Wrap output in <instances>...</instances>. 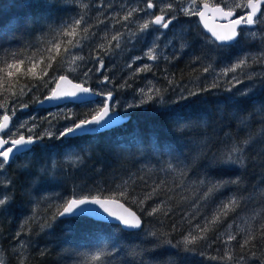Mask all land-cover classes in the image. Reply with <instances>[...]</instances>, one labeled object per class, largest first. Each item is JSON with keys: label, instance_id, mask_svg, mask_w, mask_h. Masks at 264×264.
<instances>
[{"label": "trees", "instance_id": "obj_1", "mask_svg": "<svg viewBox=\"0 0 264 264\" xmlns=\"http://www.w3.org/2000/svg\"><path fill=\"white\" fill-rule=\"evenodd\" d=\"M210 1L224 6L221 0ZM146 2L0 0V105L4 106L0 113L21 105L32 109L63 74L80 83L86 80L85 85L102 93L109 89L114 98L146 84L152 85L151 95L160 89L163 97L162 102L156 97L136 104L140 106L128 110L126 121L117 126L74 138L45 135L31 146L32 151L17 154L0 176V198L11 197L8 205L0 206L4 264H20L21 258L24 264H264V24L244 28L237 41L221 48L196 16L180 11L182 0L171 1L173 9L167 16L176 19L168 29L152 26L162 35L138 31L139 24L158 10L161 13L157 3L148 17L135 12L129 21L120 20ZM81 16L84 21L75 26ZM69 25L68 31L76 27V36L62 34ZM101 25L107 36L98 39ZM84 28H89L88 33ZM117 33L122 34L119 48L115 41L108 44ZM85 35L88 39H83ZM69 40L73 44L80 40V47H71ZM99 44L111 51L105 55ZM153 44L158 58L149 60L145 53ZM70 52L84 57L77 72L67 71ZM98 54L104 62L100 71H96L100 60L94 59ZM243 58L247 67L223 74ZM8 64L14 67L9 69ZM144 65L150 68L137 72ZM104 76L108 83H100ZM233 77L241 83L235 84ZM199 89L208 90L187 101L179 99ZM102 98L39 112L32 120L33 134L41 135L46 126L57 127L65 113L79 120L92 117L102 107ZM245 140L251 143L244 146ZM233 145L245 147L243 164L223 163ZM124 181L137 201L151 194L143 209L131 197H119L116 186ZM209 188L214 191L205 197ZM80 197L118 199L141 216L143 227L122 230L115 223L84 215L52 219L70 198ZM233 198L237 204H231ZM226 203L231 209L227 215L222 211ZM157 205L160 211L148 216L145 210ZM216 215L219 220L211 224ZM45 222L50 227L41 228ZM206 223L209 231L190 246V252L182 244L162 243L167 239L176 245L189 233L199 236L196 226L202 229ZM228 235L236 239L228 241ZM248 235L254 239L241 248ZM226 251L232 260L223 258ZM97 252L102 253L101 260L91 261Z\"/></svg>", "mask_w": 264, "mask_h": 264}, {"label": "snow or ice", "instance_id": "obj_2", "mask_svg": "<svg viewBox=\"0 0 264 264\" xmlns=\"http://www.w3.org/2000/svg\"><path fill=\"white\" fill-rule=\"evenodd\" d=\"M222 3H224V7H220L219 4H217L212 11L219 12L221 14V17L223 19H227L228 23L223 25L224 32L220 33L217 31H212V37L214 40L213 43L219 42L217 45L218 47H228L231 45V42L237 41L238 37L240 36L241 32L244 30L245 27L253 26L257 23L258 14L260 16H264V12H261V5L264 4V0H245V2L235 3L233 6L227 5L225 3V0H221ZM154 7H157L156 4L152 2V0H148V3L146 5V9H153ZM199 7L197 0H190L187 8H181L180 11H182L187 16H199L201 19L205 16V11L209 9V4L204 3L203 4V10L197 11V8ZM228 8L227 11L224 9ZM146 9H138L133 8L129 10L126 15L120 18V20H123L125 22L129 21L135 12L138 11H144L145 14H148L146 12ZM173 9V5L171 3L166 4L164 7L160 8V15H154V18L151 20H145L142 24H139L138 31L140 33L150 32V31H158L157 28H152L153 25L159 26L164 29H168L170 24L173 20L176 19L175 16H172L170 19L166 18L167 14L170 13ZM237 9L241 10H247L246 15H241L238 18H233L234 13ZM84 17L81 16L80 19L75 20V26H80L82 22L84 21ZM120 21L118 20L117 23ZM68 27H71V25L65 27L63 31V35L67 36H76L77 31L76 27H72L71 31H68ZM91 27V26H89ZM207 27V25H205ZM84 33H88L89 28L83 29ZM129 32L132 36H136L137 33L131 32L129 29ZM59 34V33H58ZM121 33H117L115 36L111 38V40L108 41V44L111 45L113 41L116 42V47H120V39H121ZM251 35L255 36V32H252ZM83 39H88V36L85 35ZM80 40H77L75 44L72 43L71 40L68 41V44L71 47H80ZM60 45L57 43L56 48L57 51L59 50ZM97 47L100 49L101 52H103L105 55H107L111 48L106 49L105 45L99 44ZM65 51H70V48L65 49ZM13 56L16 55V53L12 54ZM145 56L149 60H156L158 57L156 55V47L155 44H153L152 47L148 48V51L145 53ZM52 59H55L53 57ZM94 59L100 60V68L96 69V71H100L104 67L103 59L100 58L99 54L94 57ZM136 60L141 59L140 57H136ZM198 59V58H197ZM83 56H73L72 62L67 71L69 73L77 72V67L75 66L76 61H83ZM24 61H19V64H23ZM248 61L247 58L240 59L237 63L232 64L230 68H226L223 70V74L227 75L228 72H235L237 69H240L242 67H247ZM7 67L11 69L14 67L13 64H8ZM17 68V71L19 72V65H15ZM49 68L52 67L51 64L48 65ZM211 65L209 67H206L204 69V72H208ZM150 68L149 65H144L143 69H137V72L142 70H148ZM32 69H29V72H31ZM92 71V69H89V71L84 72V77L87 78L89 76V73ZM45 75H47V69L44 70ZM9 77L13 75L11 71L7 73ZM235 84L241 83L240 80L233 77ZM248 79H252L251 76L248 77ZM60 81H67L69 84H71V81L68 80L67 75H60L59 76ZM109 78L107 76H104V79L100 81V83H108ZM86 83V80L79 84H71L72 91H60L59 84L57 85V89H53L50 96L45 97V100H65L67 102H79L82 104H91L93 101L90 99V97H94L97 95H105V100L103 102L104 106L97 112L96 115H93L91 119H82L79 123L75 121L72 117H65V119L71 120L72 126L64 127L63 131L59 132V136L56 137L57 139L65 138V137H72L74 138L76 135L82 133V132H94L96 129L95 126H103L104 124H107L109 122H113L116 117L112 115L114 106L109 104V101L113 98V93L111 91H108L106 94L101 92H96L90 87H85L83 84ZM171 83V81H169ZM45 87H48L49 85L45 83ZM217 85H212V87H216ZM234 86V85H233ZM123 87V85H122ZM208 89H199L196 92H189L188 96H184L181 94L179 97L180 100L187 101L189 97H195L198 95L199 91H207ZM231 91V88L228 89ZM141 94H144V90H139ZM149 93H153V89H148ZM146 96L145 99L140 101V104L148 103L149 101H152L156 97H160L161 102L163 100L161 90L155 89V95L150 94H144ZM243 95H247V93H244ZM37 103H43V101H36ZM140 105H129V107H139ZM0 107H4L3 105H0ZM21 108H26L28 105H21ZM172 111V110H169ZM13 116H15V110H13ZM5 123L0 124V136L3 135H15V133L11 132V126L9 125L8 121L10 120V117L8 115H4L3 117ZM27 122H24L21 124V127H24ZM31 132L32 129H29ZM53 137V133L51 131H46L45 133L33 137L32 135H28L25 137L24 135H20L18 139H0V171L5 169V167L10 163L14 162L17 154H22L26 152L32 151L33 145H35L38 141L42 140L44 136ZM251 143L250 140L243 141V145L247 146ZM11 145L10 147H4L5 145ZM245 152V147L239 146V145H233L230 152L228 153L227 160L223 161V163H229V164H243L244 162V156L243 153ZM171 167V165H170ZM238 181H233V183H236ZM11 181H8V184H10ZM5 187L8 185L5 184ZM116 189L119 191V197L121 199L127 200L129 197H131L133 203H138L140 208L143 209L145 202L147 200L151 199V194L146 195L143 199H140L137 201L135 196H131V193L128 189V182L124 181L121 185H117ZM155 189H153V192ZM214 191L213 188H209V191L206 192L204 195L205 197L209 196L211 192ZM11 200V197L5 195L2 198H0V206L8 205ZM238 200L236 198H233L231 200V204H237ZM109 204L116 205L118 208L122 209V211L118 212L113 210V208L109 207ZM6 210V209H5ZM230 205L224 204L222 211L225 215H227V212L230 211ZM146 211V214L148 216H152L160 211V206L157 205L156 207H152L150 211ZM71 215L73 217L75 216H96L102 221H109V222H115L118 226L122 227V230H137L141 229L143 227V222L141 219V216H138L136 212L131 211V209L126 208L124 204L120 203L118 199H112L111 201L106 199H100L98 197H92L91 199H88L87 197L82 199H71L67 201L66 205L63 206V211H57L52 219L55 220L57 217L62 216H68ZM219 215H216L213 217L211 224H215L219 220ZM45 226L50 227V225L45 222V224L41 225V228H44ZM197 229L200 231V235H193L191 233L187 235H183L181 241L177 242L176 245L172 244L171 240L164 239L162 240V243L171 245L173 247H179L181 244L184 246V250L186 252L192 251V248L190 246L195 245L198 240L204 239V234L209 231V224L206 223L204 227L201 229L199 225L196 226ZM261 228L264 229V225H261ZM17 235H20V233H17ZM148 235L157 237L156 232H150ZM163 235V234H161ZM262 236H264V231L261 233ZM236 237L234 235H228L227 240L232 241L235 240ZM254 239V236L248 235L247 238L243 241L241 244V248L246 247L252 240ZM254 255V254H253ZM102 258V253L97 252L96 254L91 256V261L93 262H99ZM228 260H232V254L230 252H225V257ZM243 260V257L240 258ZM0 264H3V261H0ZM20 264H24L23 258L20 260Z\"/></svg>", "mask_w": 264, "mask_h": 264}, {"label": "water", "instance_id": "obj_3", "mask_svg": "<svg viewBox=\"0 0 264 264\" xmlns=\"http://www.w3.org/2000/svg\"><path fill=\"white\" fill-rule=\"evenodd\" d=\"M204 3H207V2H202V3L200 4V9H199L198 11L203 10V4H204ZM208 4H209V9L205 11V16H204V18L201 19L199 16H197V19H198L199 24H200L201 27L203 28L204 32H205V33H206V34H207L212 40H214V38L212 37V31L214 30V31H217V32L223 33V32H224V28H223L222 26L225 25V24H227V23H228V20H227V19H223V18L221 17V14H220L219 12H214V11H212V9H213L216 5H212V4H210V3H208ZM263 5H264V4L261 5V10H262V6H263ZM220 7H223V6L220 5ZM150 10H151V9H150ZM224 10L227 11L228 9L225 8ZM156 15H160V14H156ZM258 15H259V14H258ZM238 17H239V16H236V12H235L233 18H238ZM153 18H154V16H153ZM153 18H152V19H153ZM168 19H170V18H168ZM170 25H171V24H170ZM205 25H207V27H205ZM154 26H156V25H154ZM254 26H255V24H254L253 26H250V28H253ZM156 27H159V26H156ZM247 28H249V27H247ZM216 43L219 44L218 41H217ZM231 43H232V42H231ZM64 75H66V74H64ZM67 76H68V75H67ZM68 80L71 81V84H79V82H77V81L71 79L69 76H68ZM58 84H59V89H58V90H60V91H65V92H67V91H72V90H73L72 87H71V84H69L67 81H60V80H59V77H58V79L56 80L53 89H57V85H58ZM83 86H85V87H90V86H86V85H84V84H83ZM90 88H91V87H90ZM53 89H52V90H53ZM51 92H52V91H51ZM50 95H51V93H50ZM97 98H98V95H97V96H94V97H90V99H91L92 101H95ZM111 100H112V99H111ZM40 101H43V103H37V104H36V107H38V108H45V109H47V110H49V109H55V108H57V107L63 106L64 104H67V103L78 104V105L82 104V103H79V102H67V101H65V100H60V101H56V100H45V98H44L43 100H40ZM110 102H111V101H109V104H110ZM103 106H104V105H103ZM103 106H102V107H103ZM102 107H101V108H102ZM112 115L116 117V119H115L113 122H109V123H107V124H104L103 126H95L96 129L94 130V132H82V133H80V134H78V135L87 134V133H89V134H91V133H97V132H99V131H103V130L109 129V128L113 127V126H117V125L121 124L122 122L126 121V119H127V116H122V115H120L117 111L113 112ZM8 116H9V115H8ZM3 117H4V116H3ZM3 117H2L1 120H0V124L5 123ZM91 118H92V117H90V118H88V119H91ZM79 122H80V121H78L77 123H79ZM8 123H9V125H11V118H10V120L8 121ZM78 135H76V136H78ZM0 139H3V138L0 136ZM17 139H18V138H17ZM4 147H6V145H5ZM82 198H85V197L71 198V199H82ZM87 198H88V199H91L92 197H87ZM98 198H100V199H106V200H109V201L112 200V198H101V197H98ZM71 199H69V200H71ZM69 200H68V201H69ZM119 201H120V200H119ZM120 203L124 204V203L121 202V201H120ZM65 205H66V204H65ZM124 206H125L126 208H129V207L126 206L125 204H124ZM109 207L113 208V210L118 211V212L122 211V209L118 208L116 205H113V204H109ZM129 209H131V208H129ZM61 211H63V208L61 209ZM131 211L135 212V211L132 210V209H131ZM136 214H137V213H136ZM70 216H71V215H68V216H62V217H59V218H66V217H70ZM84 216H88V215H84ZM88 217H90V218H92V219H95V220L102 221V220H100V219H99L98 217H96V216H88ZM104 222H109V221H104ZM109 223H115V222H109ZM115 224H117V223H115ZM137 230H138V229H137ZM3 264H4V263H3Z\"/></svg>", "mask_w": 264, "mask_h": 264}, {"label": "rangeland", "instance_id": "obj_4", "mask_svg": "<svg viewBox=\"0 0 264 264\" xmlns=\"http://www.w3.org/2000/svg\"><path fill=\"white\" fill-rule=\"evenodd\" d=\"M171 1L172 0H155V1L152 0L153 3H157L160 7H164L166 4L171 3ZM204 1L205 2H208L210 4L211 3L214 4L210 0H197L198 5H199V7L197 8V11L200 8V3L201 2H204ZM189 2H190V0H182L183 7L184 8H187ZM240 2H242V0H226L225 1V3H227V5H229V6H233L235 3H240ZM147 3L148 2L144 3L142 6L137 5V8L138 9H146ZM237 10L239 12H243L241 9H237ZM146 12L148 14H145L144 11H138V14H139L140 17L145 18V17H148V15L152 13V12L150 13V10L149 9H146ZM261 12H264V7H263V9H262ZM152 18H153V16H151L150 20ZM257 24H264V16H260V15L258 16L256 25ZM153 27H155V26L153 25ZM254 28H256V27H254ZM100 29H101V33H100L99 36L94 31V33L96 34V38H98V39H100L99 37L107 36V28H105L104 26L101 25L100 26ZM248 30H250V29H248ZM155 34L156 35H159L161 33L160 32H155ZM73 56H80V55H79V53L70 52L68 54L67 62H66V67L67 68H69V66L71 65L72 57ZM78 62L79 61H76L75 62V66L77 67V69H78ZM149 88H152V85L151 84L150 85H147L146 84V85H143L141 87L135 88L134 90H132L131 92H128L127 94L120 95L119 98H112L111 105L114 106V109L113 110L114 111H119V113H121V114H126L128 112V110H130L132 108V107H129V105L140 104V101L146 98V96L144 94H150L151 95V93L148 92V89ZM140 89H143L144 90V94H141L140 93V91H139ZM108 91H111V90L108 89ZM108 91H106V92H108ZM96 92H99V91H96ZM106 92H103V93L106 94ZM111 92L114 93L113 91H111ZM102 99H103V102H104V99L105 98H102ZM64 106H62V107H64ZM62 107H60V108H62ZM56 109L58 110L59 108H55L54 110H56ZM65 115L66 116L63 117L62 122H60V123L57 124V127H55V128L47 127L44 130L51 131L53 134H56V136H59V132L60 131H63L64 130V127H66V126H68V127L72 126L71 120L65 119V117H72L73 118V116L75 114L65 113ZM75 121L77 122V121H79V119L75 118ZM44 130H43V132L41 134H43V133L46 132V131L44 132ZM0 176H1V174H0Z\"/></svg>", "mask_w": 264, "mask_h": 264}, {"label": "flooded vegetation", "instance_id": "obj_5", "mask_svg": "<svg viewBox=\"0 0 264 264\" xmlns=\"http://www.w3.org/2000/svg\"><path fill=\"white\" fill-rule=\"evenodd\" d=\"M245 14L246 12H244L243 15ZM5 114L10 115L11 132L15 133V135H12V134L3 135L1 136L3 139H9V140L17 139L19 138L20 135H24L25 137H27L28 135H32L33 137H35L33 132L32 131L30 132L29 129H32V120L34 119V115L39 114L38 110H35V109L27 110L24 108H19L15 111V116H13V112H3V113H0V120L2 116H4ZM24 122H27L26 125L24 127H21V124H23ZM10 146H11L10 144L6 145V147H10ZM0 174H1V171H0Z\"/></svg>", "mask_w": 264, "mask_h": 264}, {"label": "bare ground", "instance_id": "obj_6", "mask_svg": "<svg viewBox=\"0 0 264 264\" xmlns=\"http://www.w3.org/2000/svg\"><path fill=\"white\" fill-rule=\"evenodd\" d=\"M212 4V3H211ZM135 5V4H134ZM154 12V11H153ZM151 13V12H150ZM157 13V12H156ZM158 13H159V10H158ZM157 13V14H158ZM175 14V13H174ZM145 15V14H144ZM168 17V16H167ZM150 18H151V16H150ZM149 19V18H148ZM256 27V26H255ZM158 29H161V28H159L158 27ZM159 32V31H158ZM163 32H164V30H163ZM162 35V34H161ZM259 36V35H258ZM159 40V39H158ZM164 41V40H163ZM165 44V43H164ZM168 46V45H167ZM64 75V74H63ZM80 80V79H79ZM83 81V80H82ZM78 82V81H77ZM100 91V90H99ZM51 93V92H50ZM50 93L49 94H47L45 97H47V96H50ZM107 93V92H106ZM103 96V95H102ZM45 97H43L42 99H39L38 101H40V100H43ZM36 104H37V102H36ZM36 104L34 105V107L32 108V109H35V110H38L39 112H41V111H43V113L45 112V113H48V112H51V111H53L54 109H49V110H47V109H45V108H38V107H36ZM72 106V105H71ZM24 109H27V110H31V109H28V108H24ZM59 109H60V107H59ZM57 110V109H56ZM113 112H115L114 110H113ZM118 113H119V111H117ZM54 113V112H53ZM51 114V113H50ZM120 115H122V116H127L128 117V115L127 114H121V113H119ZM5 115H9V114H5ZM3 117V116H2ZM9 117H10V115H9ZM89 118V117H88ZM48 125H53V124H48ZM54 126V125H53ZM47 127V126H46ZM45 127V128H46ZM51 128V127H50ZM43 129V128H42ZM46 130H44V132H45ZM36 136H37V134H36ZM104 198H106V197H104ZM71 199V198H70ZM61 211V210H60ZM67 218V217H66Z\"/></svg>", "mask_w": 264, "mask_h": 264}]
</instances>
